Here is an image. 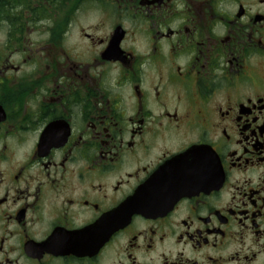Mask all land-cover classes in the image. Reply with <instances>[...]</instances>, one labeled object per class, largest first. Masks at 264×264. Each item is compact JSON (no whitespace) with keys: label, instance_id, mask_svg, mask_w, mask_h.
<instances>
[{"label":"flooded vegetation","instance_id":"af4514ba","mask_svg":"<svg viewBox=\"0 0 264 264\" xmlns=\"http://www.w3.org/2000/svg\"><path fill=\"white\" fill-rule=\"evenodd\" d=\"M0 264H264V0H0Z\"/></svg>","mask_w":264,"mask_h":264}]
</instances>
